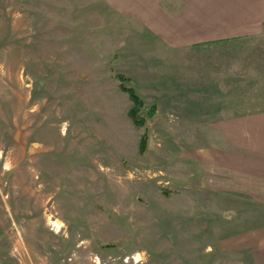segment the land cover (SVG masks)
Masks as SVG:
<instances>
[{
	"label": "rangeland",
	"instance_id": "374dc122",
	"mask_svg": "<svg viewBox=\"0 0 264 264\" xmlns=\"http://www.w3.org/2000/svg\"><path fill=\"white\" fill-rule=\"evenodd\" d=\"M110 13L0 0V264H264V38L170 50Z\"/></svg>",
	"mask_w": 264,
	"mask_h": 264
},
{
	"label": "crops",
	"instance_id": "0c3cea01",
	"mask_svg": "<svg viewBox=\"0 0 264 264\" xmlns=\"http://www.w3.org/2000/svg\"><path fill=\"white\" fill-rule=\"evenodd\" d=\"M98 1L108 5L110 14L141 20L139 26L143 32L156 36L170 50H244L249 41L264 38V0ZM231 81L243 82L242 87L231 84V90L238 98L247 97L245 93L251 89L244 87L246 81ZM247 82L258 80L253 76ZM245 121L244 117H238L223 119L217 124L222 125L221 130H245Z\"/></svg>",
	"mask_w": 264,
	"mask_h": 264
},
{
	"label": "trees",
	"instance_id": "16d2710c",
	"mask_svg": "<svg viewBox=\"0 0 264 264\" xmlns=\"http://www.w3.org/2000/svg\"><path fill=\"white\" fill-rule=\"evenodd\" d=\"M119 80L121 82L125 81L123 77H119ZM121 90L123 92L127 93L129 95V98L131 99V101L134 103V108L129 112V116L131 117V119H133L135 124L138 125L140 122L143 123L142 118H137V114H138V112L142 106V101L138 98V96L134 93V91L132 89L127 88L126 86L122 85ZM150 115H151V113H150Z\"/></svg>",
	"mask_w": 264,
	"mask_h": 264
}]
</instances>
